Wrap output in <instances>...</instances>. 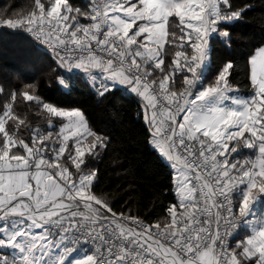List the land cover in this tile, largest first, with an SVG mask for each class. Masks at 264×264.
Returning a JSON list of instances; mask_svg holds the SVG:
<instances>
[{
	"label": "snow or ice",
	"instance_id": "snow-or-ice-1",
	"mask_svg": "<svg viewBox=\"0 0 264 264\" xmlns=\"http://www.w3.org/2000/svg\"><path fill=\"white\" fill-rule=\"evenodd\" d=\"M91 2V12L81 13L69 0H48L47 7L42 0H35L38 14L33 11L27 18L28 30L38 39L46 36V42L54 38L53 51L61 66H69V72L99 69L100 95L125 86L149 100L146 108L152 109V115L146 119L154 128L153 142L158 148L161 145L167 148L162 149V154L175 170L180 207H192L195 211L178 219L175 206L170 208L173 219L167 232L153 231L152 226L143 222L129 228L117 221L115 214L110 218L92 204L94 201L111 212L106 203L88 191L94 172L81 171L78 180H73L68 168L60 165L61 157L68 151L64 142L69 136L64 129L57 133L64 142L59 148L50 149L54 155L49 160L45 156L49 150L45 141L52 133L44 135L31 130L30 146L6 127L8 119L19 120L8 105L0 115V250L11 251L0 255V264H49L52 248L57 249L53 264H243L254 258L255 264H264V225L257 224L255 235L246 244H238L243 248L240 253L226 248L219 232L221 220L226 228L235 226L233 196L239 198V215L246 218V224L258 215L264 219V211L260 210L264 204V48L260 50L259 66L257 58L251 59L252 95H231L234 91L228 80L233 68L231 61L216 74L213 84L197 89L204 69L209 66V38L216 34L230 46L225 25L239 19L241 11H223L222 5L231 7L229 0ZM73 13L91 19L92 23L80 24ZM173 16L179 20V36L170 30L169 18ZM3 23L16 28L25 21L8 19ZM177 39L179 50L166 67L164 44ZM188 47L193 49L191 55L186 52ZM157 69L164 74L160 80L153 77ZM177 73H186L180 91L169 88ZM72 80L71 75H65L59 83L70 91L65 82L70 84ZM161 94L167 104L157 103ZM22 96L25 102L39 100L28 91ZM11 99L15 101V92ZM43 107L58 117H74L77 127L84 126L85 118L78 110L60 111L47 103ZM19 124L24 121L19 120ZM232 141H243L250 149L258 148L256 161L245 164L235 161L233 154L238 148L230 144ZM81 143L82 137H77L76 154L68 157L77 170L85 163ZM102 143L97 137L92 147ZM13 148H22L24 154L13 152ZM218 156L223 160H218ZM53 167L56 171H49ZM81 204L86 211L80 210ZM213 207L217 209L216 232L210 228L212 219H201L210 217ZM220 209L228 215L221 216ZM154 227L159 229L160 225ZM76 245L88 251L82 257L72 258L71 254L78 250Z\"/></svg>",
	"mask_w": 264,
	"mask_h": 264
},
{
	"label": "trees",
	"instance_id": "trees-1",
	"mask_svg": "<svg viewBox=\"0 0 264 264\" xmlns=\"http://www.w3.org/2000/svg\"><path fill=\"white\" fill-rule=\"evenodd\" d=\"M229 2L231 7L222 5V10L241 11V17L225 25L230 36V46L222 42L216 34L209 38L210 62L203 72L200 86L213 84L216 74L231 61L233 68L230 70L229 84L241 93L252 95L250 60L264 46V0ZM42 3L48 6V0H42ZM69 3L81 13H90L93 7L91 0H69ZM33 11L38 14L35 0H0V89L3 90L0 92V115L11 105L12 113L24 121V124H19V120L8 119L6 127L10 133L25 140L30 146L33 137L31 130H38L44 135L51 132L52 136L45 141L49 149L45 156L51 160L54 154L50 149L61 146L63 136H58L57 133H60L66 121L52 115L43 105L47 103L57 108L79 110L91 131L86 139L90 150L83 158L85 163L77 170L68 158L73 155L75 146L73 141H69L68 151L60 159L61 165L68 168L73 180H78L81 171L94 172L88 191L106 203L112 212L168 229L167 226L172 225L173 219L169 209L175 206L178 218L183 215V211L178 208L172 170L151 145V128L143 118V103L119 88L104 95H100L102 90L92 91L88 83L83 81L82 74L67 72L57 58L19 32L21 28L29 26L26 20ZM73 15H76L82 25L92 23L91 19L83 15ZM8 19L24 20L25 23L10 28L3 25V21ZM178 23L177 17L169 18L170 30H175L177 36L181 34ZM178 44V39L174 43L165 44L163 58L166 67L175 59V51L179 50ZM186 52L191 55L193 49L188 47ZM185 74L177 73L174 82H169V88L174 91L182 90V77ZM65 75L73 77L70 84L65 82L71 88L70 91L59 83L60 78ZM163 75L159 69L153 73L157 80L162 79ZM28 85L34 87L27 88ZM24 91L34 93L39 100L25 102L22 96ZM13 92L16 93L14 102L11 99ZM97 137L103 143L93 148ZM235 146L238 152L233 157L240 164L241 161H252L256 155L254 149H246L244 144ZM12 151L24 154L22 148H13ZM229 159L232 161V157ZM236 199L238 207L240 201L237 196ZM184 218L187 219L186 216ZM242 233L243 229L238 232L233 242L236 253L240 251L236 242L242 239ZM8 253L6 249L0 250V255ZM243 264H254V261H244Z\"/></svg>",
	"mask_w": 264,
	"mask_h": 264
},
{
	"label": "rangeland",
	"instance_id": "rangeland-1",
	"mask_svg": "<svg viewBox=\"0 0 264 264\" xmlns=\"http://www.w3.org/2000/svg\"><path fill=\"white\" fill-rule=\"evenodd\" d=\"M139 23V22H138ZM3 25H6V24H3ZM0 26H1V24H0ZM193 35H195L194 33H193ZM166 44V43H165ZM165 44H164V46H165ZM262 48H264V46L263 47H261V48H259L257 51H256V53H255V55L253 56V57H255V58H257V61H258V66H259V62H260V50L262 49ZM207 52H208V64H209V45L207 46ZM252 57V58H253ZM251 58V59H252ZM250 65H251V60H250ZM207 68V67H206ZM205 68V69H206ZM205 69H204V71H205ZM94 73H96V72H94ZM97 74V73H96ZM83 76V81H85V82H87L88 83V85H89V87H90V89L92 90V91H94V92H98V91H100L99 89H100V87H98L97 85H99V84H101L102 83V81L100 80V79H98L97 78V76L99 75V72H98V75H94V74H92V73H88V74H82ZM201 86L200 85H197V89H199ZM161 91V90H160ZM231 95H233V96H239V97H247V96H250V95H246L245 93H241V92H239L238 90H236V89H234V91L231 93ZM55 107V106H54ZM57 108V107H56ZM58 110H60V111H65V112H71V111H77V109H62V108H57ZM79 111V110H78ZM52 114V113H51ZM53 115V114H52ZM58 117V116H57ZM60 118H63V119H65V124L62 126V128L64 129V134L65 135H68L69 136V140L67 141V142H64L63 141V138H62V141L64 142V143H68L69 141H73L74 142V144H75V140H76V138L77 137H82V143L80 144V149H81V151H83L84 153H85V155L89 152V150H90V147H89V143L88 142H86V139L91 135V131H90V129H89V126H88V123H87V121L85 120V123H84V126L83 127H77V125L75 124V123H73V121L75 120V118L74 117H72V118H70V117H67V116H65V117H60ZM73 133H76V136L74 137L73 136ZM247 133H245V136L247 137ZM232 142H230V144H231ZM235 145L236 144H242L243 145V141H241L240 143H237L236 141H234L233 142ZM232 143V144H233ZM231 144V145H232ZM155 146V145H154ZM156 148V147H155ZM246 149H250V148H247V147H245ZM157 149V148H156ZM251 149H254V153L256 154L255 156H254V158H253V160L252 161H256V159H257V157L259 156V152H258V148H251ZM158 151V153H159V155L161 156V158L163 159V161L170 167V169L172 170V174H173V182H174V191H175V194H176V197H177V200H178V208L180 209V210H182L183 211V215L185 214V213H192V212H194L195 211V209L194 208H192V207H188V208H183V207H180V199H181V197H180V195H178L177 194V188H176V184H175V170L170 166L171 165V162L160 152V150L159 149H157ZM242 150V149H241ZM72 152H73V156H75V146H74V149L72 150ZM85 157V156H84ZM83 157V158H84ZM218 158V160H223V157H220V156H218L217 157ZM241 161V160H240ZM73 162V161H72ZM77 162H79V159L77 160ZM59 163H60V161H59ZM241 164H245V162L244 161H241ZM60 165H61V163H60ZM62 166V165H61ZM75 166V165H74ZM62 167H64V166H62ZM258 170V169H257ZM49 171H56V169H55V167H53L52 169H49ZM70 173V172H69ZM71 178H72V174H71ZM57 179L59 180V177H57ZM35 182L33 181V184H34ZM255 191V190H254ZM185 195L187 196V195H190L189 193H187V192H185ZM260 210L261 211H264V204H262L261 206H260ZM175 211H176V209H175ZM176 214H177V211H176ZM18 218V217H17ZM178 218V217H177ZM179 219V218H178ZM257 224H260V225H264V219H261L260 217H259V215L257 216V218H255V219H250V220H247V224L245 223L244 224V226L242 227V229H243V235H242V239H240L239 241H237L236 242V247L239 249L240 248V251H239V253L240 252H242L243 251V248L242 247H238V244H240V245H244V244H246V242H247V240L249 239V238H251L253 235H255V232H256V226H257ZM250 225L252 226V227H250ZM36 231H39V230H36ZM54 239L56 238L55 236L53 237ZM78 250L77 251H74L72 254H71V257L72 258H75V257H82L83 255H84V253L85 252H87L88 251V249L87 248H83V249H81V248H77ZM5 250V249H4ZM6 250H8L9 251V253H10V249H6ZM50 251H51V253H52V258H49V264H53V258L55 257V255H56V251H57V249H55V248H52V249H50ZM241 259H243V258H241ZM252 261H254V264H255V258L252 260ZM247 262H250V261H247Z\"/></svg>",
	"mask_w": 264,
	"mask_h": 264
},
{
	"label": "built area",
	"instance_id": "built-area-1",
	"mask_svg": "<svg viewBox=\"0 0 264 264\" xmlns=\"http://www.w3.org/2000/svg\"><path fill=\"white\" fill-rule=\"evenodd\" d=\"M29 26H26L24 28H21L19 30V32H21L24 36H26L27 38H29L36 46L40 47L41 49L51 53L55 58H57V60L59 61L57 55H56V52L53 51V47H52V43L54 42V38H53V41L51 42H46L48 40V38L46 36H41V38H37L36 34L34 32H30L28 30ZM47 31V30H45ZM61 54H63V52L61 51ZM59 64H60V61H59ZM61 65V64H60ZM67 72H69V66L68 65H63L62 66ZM73 71H75V69H72V73ZM70 73V72H69ZM158 91H160L159 89H157ZM167 99L164 97L163 94H161L160 96L157 97V103L158 104H167ZM167 114V113H165ZM179 119V117H178ZM164 127H167V123L164 124ZM151 131V136L153 137V130L150 129ZM162 148L164 151H167V148L166 146L162 145ZM218 159V158H217ZM206 175V173H205ZM222 199V198H221ZM211 204V201L209 202ZM93 206L96 207V208H101L102 212L109 216L110 218L113 216V214H115V219L119 222H122L126 227H129V228H135L136 227V224L139 223V222H143V224L145 225H148V226H151L148 222L144 221V220H141V219H134L135 220V223L133 222V218L131 217H127V216H123V215H118L114 212H107V209L106 208H102L101 205H95L94 201L92 202ZM80 210L81 211H86V209H84V206L83 204L80 205ZM232 211L233 213L235 214V226L234 227H231V228H226L225 224H224V221L221 220L220 221V228H219V232L221 234V236L224 237V244H225V247L228 248L230 251L233 250V242H234V239L236 237V235L238 234V232L242 229V227L244 226L245 224V220L246 218L244 217H241L239 215V210H238V207H237V199H236V196H233L232 197ZM211 213L212 215L210 217H201V219H205V218H210L212 219V223L210 225V228L213 232H216L217 231V224H216V213H217V209L215 207L211 208ZM220 215L221 216H224V215H228L224 209H220ZM152 230L153 231H164V232H167L169 229H162V228H159V229H156L154 226H152ZM227 230L228 232V235H225V231ZM76 248H81L80 245H76L75 246ZM89 247H93V246H89ZM218 247V246H217Z\"/></svg>",
	"mask_w": 264,
	"mask_h": 264
},
{
	"label": "crops",
	"instance_id": "crops-1",
	"mask_svg": "<svg viewBox=\"0 0 264 264\" xmlns=\"http://www.w3.org/2000/svg\"><path fill=\"white\" fill-rule=\"evenodd\" d=\"M94 72H96L97 74L94 73ZM98 72L100 73V70H99V69H96V68H91V69H90L89 71H87V72H85L84 69H75V71H73V74H88V73H92V74H96V75H98ZM116 88L122 89V91H123L124 93L134 95V96L137 97L139 100H141V102L143 103V118H144V121H145V122L149 125V127L154 131L153 126L150 125V124L148 123L147 119H146V116L150 118L151 115H152V109H151L150 107H147V108H146V105L149 104V100H148V99H145L144 97H141V96L137 95L136 93H132L130 90H126L125 86H117ZM99 90H102V89L100 88ZM164 116L166 117L167 114L164 113ZM160 119H161V118L158 117V120H160ZM151 145H152V147H153L156 151H158L157 149H159L160 152L162 153V149H163V148H162V145H161V147L158 148V147L155 145V143L153 142V137H152V139H151ZM154 145H155V146H154ZM155 147H156L157 149H156Z\"/></svg>",
	"mask_w": 264,
	"mask_h": 264
}]
</instances>
